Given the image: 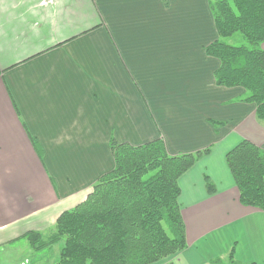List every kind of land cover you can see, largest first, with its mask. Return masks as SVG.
<instances>
[{"label": "crops", "instance_id": "0c3cea01", "mask_svg": "<svg viewBox=\"0 0 264 264\" xmlns=\"http://www.w3.org/2000/svg\"><path fill=\"white\" fill-rule=\"evenodd\" d=\"M217 37L210 0H0V264L114 167L111 139L159 136L173 155L210 148L179 179L187 246L171 260L234 247L264 264V209L240 201L225 157L242 139L264 148V122L245 88L216 83Z\"/></svg>", "mask_w": 264, "mask_h": 264}, {"label": "trees", "instance_id": "16d2710c", "mask_svg": "<svg viewBox=\"0 0 264 264\" xmlns=\"http://www.w3.org/2000/svg\"><path fill=\"white\" fill-rule=\"evenodd\" d=\"M210 9L218 37L206 53L220 62L215 81L245 88L244 100L264 122V0H210ZM238 32L246 44L226 41ZM110 146L115 165L87 198L63 211L49 234L31 230L22 238L35 248L64 240L57 264H175L170 257L187 246L179 179L210 148L173 155L162 136L139 145L111 139ZM35 147L42 157V147ZM225 157L240 201L264 209V148L242 139ZM206 185L215 191L207 176ZM233 252L228 264H241ZM211 262L226 264L221 257Z\"/></svg>", "mask_w": 264, "mask_h": 264}, {"label": "rangeland", "instance_id": "374dc122", "mask_svg": "<svg viewBox=\"0 0 264 264\" xmlns=\"http://www.w3.org/2000/svg\"><path fill=\"white\" fill-rule=\"evenodd\" d=\"M226 41L236 45L246 44L245 38L239 32L227 38ZM14 242L19 245V249L17 251L14 250L15 252L5 257V259H13L10 260L11 262H6V264H57L60 258V250L64 244V240H62L51 246L35 248L30 240L24 237L16 239ZM226 264H228V260Z\"/></svg>", "mask_w": 264, "mask_h": 264}, {"label": "bare ground", "instance_id": "6f19581e", "mask_svg": "<svg viewBox=\"0 0 264 264\" xmlns=\"http://www.w3.org/2000/svg\"><path fill=\"white\" fill-rule=\"evenodd\" d=\"M87 198V197H86Z\"/></svg>", "mask_w": 264, "mask_h": 264}]
</instances>
